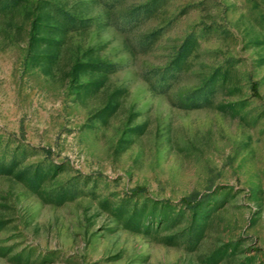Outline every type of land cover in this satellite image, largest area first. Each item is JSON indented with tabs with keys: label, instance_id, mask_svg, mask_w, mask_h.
<instances>
[{
	"label": "rangeland",
	"instance_id": "obj_1",
	"mask_svg": "<svg viewBox=\"0 0 264 264\" xmlns=\"http://www.w3.org/2000/svg\"><path fill=\"white\" fill-rule=\"evenodd\" d=\"M0 264H264V0H0Z\"/></svg>",
	"mask_w": 264,
	"mask_h": 264
}]
</instances>
